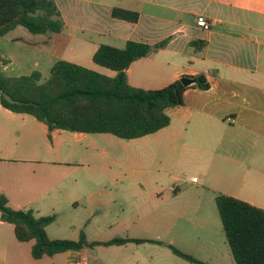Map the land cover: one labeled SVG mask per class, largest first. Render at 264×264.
<instances>
[{
    "label": "crops",
    "instance_id": "0c3cea01",
    "mask_svg": "<svg viewBox=\"0 0 264 264\" xmlns=\"http://www.w3.org/2000/svg\"><path fill=\"white\" fill-rule=\"evenodd\" d=\"M54 1L64 24L61 32L39 34V41L26 44L16 56L7 54L3 71L15 67L18 72L14 76H19L36 70L43 81L52 64L62 59L113 76L115 71L92 60L99 45L123 48L128 41L150 45L166 41L162 48L130 63L125 70L128 83L143 89H160L182 77L203 74L209 87L200 89L193 81L188 84L183 104L167 109L169 125L154 132L164 136L158 144L168 150L170 163L178 162L179 153L182 155L181 161L203 181L189 184L209 191L214 202L216 194L222 193L264 209V0ZM114 7L136 11L139 17L136 22L112 17ZM198 16L210 23L208 30L197 25ZM13 30L0 36V40ZM8 38L5 40L19 43V37ZM0 55L3 57L4 52ZM107 134L49 131L32 115L13 112L0 104V162H23L40 168L37 175L32 169L37 176L33 184L13 182L8 188L0 185V193L14 209H30L36 217L54 214L55 220L46 226L51 239L49 229L54 224L60 227V212L69 211L61 226L72 228V234L62 238L78 240L84 233L87 241H94L103 228L122 222L126 237L149 240L107 245L120 246L122 255L136 263L147 258L141 251L146 245L191 243L193 257L205 264L212 259L217 264H235L232 254L215 247L212 241L209 246L206 239L202 240L213 235L210 214L202 203L165 209L156 204L149 208L137 206L129 202L131 196L145 197L144 203L162 194V187L148 193L141 184L131 187L123 197L126 203H118L117 214H111L112 192L102 187L94 189L99 182L91 173L84 178L77 176L76 167L81 163L74 158L77 150L73 149L84 144L83 155L97 143V136L106 139ZM101 153L107 155L108 151ZM173 192L180 191L176 188ZM78 209L83 212L79 220ZM214 212L211 216L216 222ZM98 218L100 224L96 223ZM7 223L0 219V226ZM187 226L194 231L186 230ZM19 243L25 244L31 255L33 241ZM88 248L51 257L63 254L65 264H73L78 255H83L87 263ZM49 257H32L33 261L27 262L47 264L45 258ZM5 260L4 256L2 262ZM27 262L16 259L15 264Z\"/></svg>",
    "mask_w": 264,
    "mask_h": 264
},
{
    "label": "trees",
    "instance_id": "16d2710c",
    "mask_svg": "<svg viewBox=\"0 0 264 264\" xmlns=\"http://www.w3.org/2000/svg\"><path fill=\"white\" fill-rule=\"evenodd\" d=\"M111 15L131 22L139 17L138 12L119 7L112 8ZM19 25L32 34L59 33L64 26L54 0H0V36ZM165 44L166 41L154 45L128 41L123 48L101 44L92 60L115 71V75L60 59L52 64L43 81L36 70L19 76L4 74L5 60L0 55V104L13 112L32 115L49 131L109 133L121 139L152 134L169 125L167 109L183 104L189 85L177 79L160 89L134 87L128 83L125 70L134 60ZM191 79L200 89L209 87L203 74ZM215 204L234 263L264 264V209L222 193L216 194ZM0 219L13 225L17 241H33L34 259L95 245L149 241L126 237L89 242L84 233H80L78 240L51 239L46 226L55 220L54 214L36 217L30 209L11 208L3 193H0ZM169 247L189 262L205 264L172 245Z\"/></svg>",
    "mask_w": 264,
    "mask_h": 264
},
{
    "label": "rangeland",
    "instance_id": "374dc122",
    "mask_svg": "<svg viewBox=\"0 0 264 264\" xmlns=\"http://www.w3.org/2000/svg\"><path fill=\"white\" fill-rule=\"evenodd\" d=\"M8 37H19V43L14 44L11 41L5 40L9 39ZM41 38L42 35L32 34L25 27L21 25L17 26L8 36L0 40V53L4 52L2 59L5 60L9 53H13L16 56L17 53L19 54L22 49L26 48V44L27 46H31L32 42L39 41ZM32 61L33 60H30L29 62L31 63ZM3 72L8 76H14L18 71L13 67V69L7 68ZM97 137H99L97 143L88 147V150L83 155H81V151L85 146L84 144L82 146L77 145L73 147L74 150H77V154L74 158H77V162L81 163V165H77L76 172L77 176L83 178L88 173L93 174L98 177L97 181L99 182L94 186V189L102 187L112 192L114 202L110 204L111 207L109 209L111 210V214H117V209L119 208L118 203H126V199L124 198L123 200V197L129 193L131 187H135V185L141 187L142 184V189L148 193L154 188L162 187V194L154 201L146 200L143 203L145 197L141 198L140 195L137 194L132 199L131 196L129 202L132 201V203L137 206L145 205L146 208L156 204L161 205L164 209L167 208V206L172 207L202 203L201 205L207 207V214H210L209 216L211 217L212 223L210 229L213 234L211 237L203 238L202 240L206 239L205 242L209 246H211L209 242H214L215 247H218L220 250L224 249L231 255L223 236L218 212L216 211V204L213 197H211V193L189 184L192 181L196 183H202L203 181L199 179L195 173L191 172L188 164H184L181 161L180 156L182 155L180 153L178 162L170 163L168 161V150L161 148L158 144L164 140L162 134L156 135L153 133L135 139H121L111 134H107L106 139L100 136ZM104 149L108 151L107 155L101 153V150ZM181 153H185V151L182 150ZM74 167L75 166H72L71 168ZM33 168H35L34 165H30L29 163L16 161L0 162V185L8 188L13 182L16 184L20 183L21 185L28 182L33 184L35 177H37L35 174L37 175L40 172V168H35L36 172L34 174L32 171ZM170 186L173 187L172 190H170ZM30 187H33V185ZM176 188L180 191L177 194L173 192ZM9 206L11 207V205ZM213 212L216 213V222H214L211 216ZM59 216V221H61L59 222L60 227L57 228L58 224H54L49 229L50 236H52L53 239H65L60 236H71L72 234V228L67 226L65 229L64 226H61V223L68 219L69 211L60 212ZM82 216L83 212L78 209L77 220ZM96 223L100 224L99 218L98 222L96 220ZM59 229H61V233ZM92 229H94V227ZM186 230L191 232L193 229L191 230V228L187 226ZM64 231L67 233H63ZM124 232L125 224L120 222L118 225L114 224L103 228L99 239L94 241L126 238L127 235ZM173 246L185 253L195 256L192 253L194 252L192 247L194 244L176 243ZM26 247L25 244L19 243L14 237L11 224L7 223L0 226V264H15L16 259L24 263L28 260L29 262L33 261L30 251H28ZM169 248V245L167 246L161 243L146 245L141 251L143 254H146L147 258L144 261L140 260V262L136 263L132 259H129V257L122 255V248L120 246L107 247L105 245H95L87 250L89 255L86 264H195L182 257L175 256V254L171 252L172 249ZM148 252H150L151 255H148ZM206 254L204 256H206ZM4 256L6 258L5 263L2 262ZM45 259L47 264H65V256L63 254H59L55 257L50 256ZM208 264L217 263L215 259H212Z\"/></svg>",
    "mask_w": 264,
    "mask_h": 264
},
{
    "label": "built area",
    "instance_id": "2783aa9c",
    "mask_svg": "<svg viewBox=\"0 0 264 264\" xmlns=\"http://www.w3.org/2000/svg\"><path fill=\"white\" fill-rule=\"evenodd\" d=\"M196 23L199 27L204 30H208L210 28V23L203 16H198L196 19ZM73 264H86V258L83 255H78L74 260Z\"/></svg>",
    "mask_w": 264,
    "mask_h": 264
},
{
    "label": "water",
    "instance_id": "95a60500",
    "mask_svg": "<svg viewBox=\"0 0 264 264\" xmlns=\"http://www.w3.org/2000/svg\"><path fill=\"white\" fill-rule=\"evenodd\" d=\"M180 80L184 85H188L192 82V79L189 77H182Z\"/></svg>",
    "mask_w": 264,
    "mask_h": 264
}]
</instances>
